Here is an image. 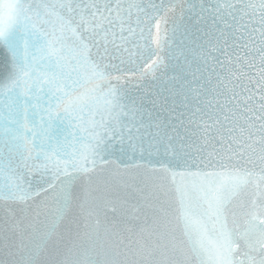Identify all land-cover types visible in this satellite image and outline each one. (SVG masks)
<instances>
[{"label": "snow or ice", "instance_id": "6c2138e0", "mask_svg": "<svg viewBox=\"0 0 264 264\" xmlns=\"http://www.w3.org/2000/svg\"><path fill=\"white\" fill-rule=\"evenodd\" d=\"M0 264H264V0H0Z\"/></svg>", "mask_w": 264, "mask_h": 264}]
</instances>
